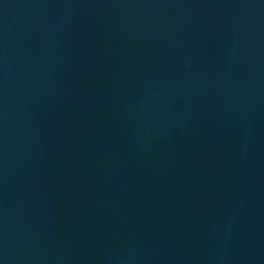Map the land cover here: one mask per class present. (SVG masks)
<instances>
[{
    "label": "water",
    "instance_id": "water-1",
    "mask_svg": "<svg viewBox=\"0 0 264 264\" xmlns=\"http://www.w3.org/2000/svg\"><path fill=\"white\" fill-rule=\"evenodd\" d=\"M0 264H264V0H0Z\"/></svg>",
    "mask_w": 264,
    "mask_h": 264
}]
</instances>
